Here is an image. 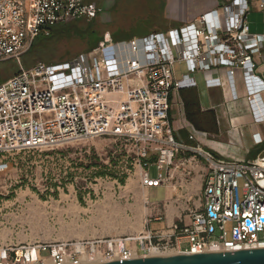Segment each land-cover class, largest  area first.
<instances>
[{
  "label": "built area",
  "instance_id": "2783aa9c",
  "mask_svg": "<svg viewBox=\"0 0 264 264\" xmlns=\"http://www.w3.org/2000/svg\"><path fill=\"white\" fill-rule=\"evenodd\" d=\"M256 6L264 9V0H222L180 27L118 41L106 32L94 49L62 62L37 61L0 82V171L15 153L95 137L124 143L132 165L143 169L144 186L169 184L180 172L181 187L200 165L199 156L207 163L204 205L190 211L188 225L87 241H0V264H88L264 248V152L217 157L178 140L170 120L172 91L195 86L197 71L224 66L233 82L241 70L251 101L264 89L256 74L264 31L252 32L247 21ZM101 11L96 0H0V60L21 62L39 34L56 24L92 20ZM177 62L187 67L181 78ZM206 83L218 86L221 80L207 77Z\"/></svg>",
  "mask_w": 264,
  "mask_h": 264
},
{
  "label": "rangeland",
  "instance_id": "374dc122",
  "mask_svg": "<svg viewBox=\"0 0 264 264\" xmlns=\"http://www.w3.org/2000/svg\"><path fill=\"white\" fill-rule=\"evenodd\" d=\"M96 1L102 12L94 19L60 24L57 35L24 52L21 62L15 58L0 61L1 80L37 61L62 62L94 49L98 45L91 47L94 37L99 36L101 40L106 32L118 41L192 21L183 23L170 18L164 0ZM205 3L208 1H194L193 8L196 10ZM209 8L204 6L203 10ZM247 21L252 30L261 31L264 14L251 12ZM50 32L43 34L49 36ZM185 65L184 62L175 64L177 78L187 72ZM93 157L108 165L107 174L95 176L93 171L100 167L80 166ZM8 162V168L0 171V241L38 245L102 238L93 236L99 235L101 229L96 221L98 207L110 195L115 201L126 202L130 196L127 185L139 177L125 144L114 138L95 137L47 150L19 152L9 156ZM156 173V167L152 166L151 175ZM121 176H125L124 181L120 180ZM43 254L48 255L49 251Z\"/></svg>",
  "mask_w": 264,
  "mask_h": 264
},
{
  "label": "crops",
  "instance_id": "0c3cea01",
  "mask_svg": "<svg viewBox=\"0 0 264 264\" xmlns=\"http://www.w3.org/2000/svg\"><path fill=\"white\" fill-rule=\"evenodd\" d=\"M194 1L201 0H164V8L170 18L187 23L222 2L207 0L208 4L206 2L195 10ZM204 6L210 8L203 10ZM251 12L264 14V9L256 6L248 15ZM250 30L261 33L264 31V23L261 31H254L251 26ZM256 74L264 81V58H258ZM192 77L197 82L195 86L174 90L170 95V120L175 137L187 145L200 147L225 159L254 158L263 153L264 89H257L251 101L242 71L237 70L231 82L224 66L197 71ZM207 77H220L221 84L209 87ZM250 86L257 88L258 83L252 81ZM186 103L195 104L190 107L193 109L194 120L187 117ZM259 138L262 141L258 143ZM199 158L200 165L188 181L182 182L181 187L180 172L176 173L169 184L144 186L141 183L143 169L136 165L135 173L138 172L139 177L127 185L131 199L129 196L126 202H118L113 200L112 195L105 197L104 203L98 207L99 217L96 218L101 227L100 234L93 236L116 237L167 229L175 224H190V211L204 205L203 186L207 163L202 157Z\"/></svg>",
  "mask_w": 264,
  "mask_h": 264
},
{
  "label": "water",
  "instance_id": "95a60500",
  "mask_svg": "<svg viewBox=\"0 0 264 264\" xmlns=\"http://www.w3.org/2000/svg\"><path fill=\"white\" fill-rule=\"evenodd\" d=\"M88 264H264V248L149 255Z\"/></svg>",
  "mask_w": 264,
  "mask_h": 264
},
{
  "label": "trees",
  "instance_id": "16d2710c",
  "mask_svg": "<svg viewBox=\"0 0 264 264\" xmlns=\"http://www.w3.org/2000/svg\"><path fill=\"white\" fill-rule=\"evenodd\" d=\"M78 20H82V19H77V20H73V21H78ZM73 21H71V22H73ZM68 23H70V22H68ZM68 23H64V25H66ZM58 26H61V25L60 24L59 25H54V26H52L50 28L51 29V32H50L51 34L49 36H45L44 34H39L38 36H36L34 38V40L32 41V43L30 45V48L27 51L32 50L34 47L37 46V44H40L45 38H49V37H52L54 35H57L58 32H59L58 28H57ZM99 40H100L99 36L94 37V41L91 42L92 43L91 47H94L98 43ZM8 59H10V58H8ZM4 60H6V59H4ZM4 60H0V61H4ZM16 73H14V74H16ZM2 81H4V80H1V78H0V82H2ZM194 105L195 104L186 103V113H187V117L189 118V120H194L193 112H192L193 109H190V107L192 108ZM80 166H84L87 169L100 167V169H95V171H93V174L95 176L105 175V174L108 173V169H109L108 165L103 163V162H101L99 157H93L89 163H87V164L81 163ZM120 180L124 181L125 180V176H121ZM80 198H82V197H80Z\"/></svg>",
  "mask_w": 264,
  "mask_h": 264
},
{
  "label": "bare ground",
  "instance_id": "6f19581e",
  "mask_svg": "<svg viewBox=\"0 0 264 264\" xmlns=\"http://www.w3.org/2000/svg\"><path fill=\"white\" fill-rule=\"evenodd\" d=\"M130 184V183H129Z\"/></svg>",
  "mask_w": 264,
  "mask_h": 264
}]
</instances>
